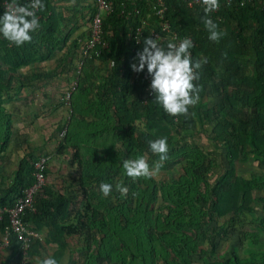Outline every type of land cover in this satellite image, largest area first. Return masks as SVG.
Listing matches in <instances>:
<instances>
[{"label":"trees","instance_id":"1","mask_svg":"<svg viewBox=\"0 0 264 264\" xmlns=\"http://www.w3.org/2000/svg\"><path fill=\"white\" fill-rule=\"evenodd\" d=\"M156 1L112 0L113 10L101 12L99 52L92 56L83 52L100 12L96 0H42L30 43L18 47L0 35V210L34 185L42 158L18 146L21 157L6 172L21 114L17 100L64 73L73 87L69 118L56 129L57 154L70 155L71 171L58 187L48 184L49 161L44 163L47 181L34 195L35 209L23 217L41 237L33 240L25 264L47 257L58 264H264V0H219L210 14L222 33L219 42L208 38L202 6L167 0L165 20L193 41V63L207 61L194 81L199 101L187 116L164 112L154 102L147 69L131 67L152 29L161 31ZM85 20L90 26L77 34ZM59 52L57 64L47 68ZM197 134L212 149L189 140ZM163 137L169 152L159 174L129 178L123 161L144 156L154 166L159 157L148 142ZM255 162L259 170L249 177L240 173V164ZM101 182L113 186L107 198ZM245 221L258 232L236 235L234 226ZM9 223L5 212L0 253L8 255L0 264H22L16 235L4 245ZM222 241L228 242L224 250Z\"/></svg>","mask_w":264,"mask_h":264},{"label":"clouds","instance_id":"2","mask_svg":"<svg viewBox=\"0 0 264 264\" xmlns=\"http://www.w3.org/2000/svg\"><path fill=\"white\" fill-rule=\"evenodd\" d=\"M205 16L203 23L209 33V39L219 42L222 33L218 25L210 18V14L219 7V0H201ZM45 5L42 0H31L28 5H9L0 16V35L10 44L23 46L32 41V33L40 27L37 11L43 10ZM169 40L164 46L160 37L153 38L152 35L143 41L142 51L137 53L138 64L131 65L133 71L141 73L147 69L151 77L150 90L155 96L154 102L161 106L164 112L170 116H187L189 108L199 101L200 88L194 83L199 80L198 70L202 68L206 60H197L193 63L190 49L194 46L190 38H185L179 43ZM139 42V40L137 41ZM152 154L159 157L154 166L149 165L144 156L135 159H125L123 169L126 175L133 181L140 178H155L163 163L168 159L167 138H159L148 142ZM99 190L104 198H107L113 186L110 183L101 182ZM116 190L121 195H126L128 189L116 185ZM38 264H58L54 257H47Z\"/></svg>","mask_w":264,"mask_h":264},{"label":"rangeland","instance_id":"3","mask_svg":"<svg viewBox=\"0 0 264 264\" xmlns=\"http://www.w3.org/2000/svg\"><path fill=\"white\" fill-rule=\"evenodd\" d=\"M81 23L77 34L85 33L90 26V23ZM62 52H59L53 59L45 63L49 69L57 64V58L61 57ZM76 73V69L74 70ZM73 73V74H74ZM72 75L70 74L69 77ZM73 87L67 74H62L46 86L38 87L37 89L26 92L24 96L17 100L16 104L21 114L16 118V133L14 150L11 157L6 161V172H11L16 166L17 159L21 157L20 149L36 150L38 155L45 157L49 161L48 184H56L62 187V180L67 177V173L71 171L69 167V154H57L56 129L59 124L68 120L70 115L69 103L70 93ZM64 134V133H62ZM212 149V142L203 134H197L189 139ZM218 163L222 162L223 155H217ZM259 170L257 162L244 163L239 165V171L245 177H249L252 172ZM264 193V190H263ZM256 209L261 210V206H256ZM258 232L254 225L245 221L244 224H236L234 233L243 235L245 232ZM233 232V231H232ZM235 237V235H232ZM5 245V244H4ZM6 246V245H5ZM228 247L227 241H222L220 249L224 250ZM8 255L6 251L0 253V263Z\"/></svg>","mask_w":264,"mask_h":264},{"label":"built area","instance_id":"4","mask_svg":"<svg viewBox=\"0 0 264 264\" xmlns=\"http://www.w3.org/2000/svg\"><path fill=\"white\" fill-rule=\"evenodd\" d=\"M98 4V8L100 9V12L96 14L93 22V28H92V36L90 40H88L86 44V49L84 50V55L86 56H92L93 53L97 54V51L95 49V46L97 43L101 41V12H111L113 10V2L112 0H96ZM188 3L189 7L194 6H202L201 0H184ZM249 1V0H248ZM12 0H2L1 5L3 9L6 11L7 6L13 5ZM16 4V3H15ZM17 5V4H16ZM203 7V6H202ZM154 9L156 12V15L159 16L162 20H164L161 23V31L157 29H152V36L154 38L160 37L161 41L165 40V38H170L171 40L173 38L176 43H179L181 40L188 38L185 36H179L177 32H174L171 29V25L168 21L165 20L166 18V11H167V0H157L154 4ZM216 11L212 12L215 13ZM165 35H163V34ZM46 158L42 157L36 164V182L34 185L29 187L25 190V194L23 197H21L14 206L11 208H5L0 210V219H2L3 214L5 212H8L10 223L6 227L5 233L3 235L4 238V244H9V239L11 234H15L18 240L21 242L20 251L22 253V264H25L28 257V252L30 248L32 247L33 240L36 238H40L41 234L39 231H36L34 229H30L27 227L26 223L24 222V214L27 209L34 210V195L35 193L41 189L47 179L46 175L44 174L43 167L44 163L46 162Z\"/></svg>","mask_w":264,"mask_h":264}]
</instances>
